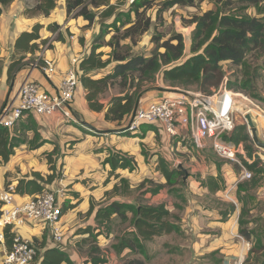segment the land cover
I'll return each mask as SVG.
<instances>
[{
  "label": "trees",
  "instance_id": "1",
  "mask_svg": "<svg viewBox=\"0 0 264 264\" xmlns=\"http://www.w3.org/2000/svg\"><path fill=\"white\" fill-rule=\"evenodd\" d=\"M14 1L0 0V18L4 7ZM35 1H37V5L31 10L45 16H49L59 4V0ZM204 1L212 3L213 6L202 14L196 13L192 16L190 22L195 24L196 27L192 34V52L189 57L184 58L186 45L182 34H176L161 43L164 35L158 32L152 38L155 47L150 56L134 52V47L140 41L139 38L149 31L152 26L153 17L148 14V11L155 4L159 5L156 17L162 19L163 13L175 6H197L198 3ZM118 4H110V0H66L67 13L70 16L74 13L76 18L83 17L89 21V26L94 23L98 16L101 18L100 33L94 38L91 52L87 57L80 60L78 67L81 71L80 80L87 89L86 99L92 110H104V104L100 101L101 95L116 86L118 87V93L113 96L107 106V120L121 122L124 118L130 117L145 93L162 88L157 85L158 78L164 84L172 87L190 88L191 86H197V88L211 94L213 93L212 88H218L225 76L224 62L238 65L242 70L241 83L236 84L230 81L229 86L231 88L247 91L252 87L255 77L259 73V68H253L252 63L248 61V55L254 50L262 53V55L264 54V0H133L127 11L119 10ZM102 7L106 8L99 12ZM112 17L114 18L112 22H106L107 18ZM42 27V24L37 23L32 31H24L17 38L15 48L21 55L14 56L9 66L8 76L10 82L22 68L36 61L37 57L33 56L29 60H25L27 52L34 55L36 51L43 49L41 46L52 47L49 38L41 39L40 30ZM60 27L61 25L56 22L49 25V29L52 31H58ZM109 29H114L115 33L109 41L103 42L105 36L109 33ZM68 34H70L69 30ZM57 39L60 41L65 40L62 31L58 33ZM125 40H129L131 43L125 42L122 44V41ZM175 40L177 43H174ZM83 41L84 38H81L80 42ZM103 46H110L112 49L107 59L103 58L104 51H98ZM161 47L165 48L164 52L160 51ZM180 59H182V62L178 63L177 61ZM112 63H114V67L110 73L99 78L92 77V72L104 69ZM42 64H44V61L39 60V65ZM1 73L2 58L0 56ZM65 122H75V120L70 119L65 120ZM247 128L246 124L238 126L236 124L232 133L225 136L226 140L236 144H246L244 152L240 153V159L250 170L257 172L252 181L253 183L246 180L238 184V194L249 191L251 187L258 185L257 174L264 175V167L257 169L258 160L256 155H253L254 147L248 144L251 136ZM11 130L0 126V164L7 162L15 154L16 147L19 146V142L16 141V137L12 135ZM56 152L57 148L47 155L52 173L45 177L39 171H32L30 175L18 179L15 193L33 195L49 189L48 185L52 184L59 175L54 158ZM109 152L110 154L104 163L111 165L112 174H115L118 169L134 171L138 168V163L133 156L112 149ZM143 154L147 159L148 152L145 147H143ZM157 170L165 177L166 183L146 179L140 183L138 189L143 190V192L150 191L155 195L168 186L171 193L180 196L183 187L187 185L186 171L176 165L172 167L162 155L158 157ZM218 170L217 176L209 175L206 179L198 180L200 186L207 188L211 193L224 189L227 182L221 169L218 168ZM118 176L119 174H116V177ZM178 181L183 185L181 189L173 187ZM120 182L121 185L116 184L111 194L117 193L120 189H122V194L130 192L129 180L121 177ZM148 183H150V187ZM107 195H110V192ZM240 201L244 202L241 212L242 217L239 220L240 232L245 236H249L250 233L242 228V225L246 224L243 218L246 211L244 197ZM90 203L91 206L87 216H90L96 209V202L93 198H91ZM70 207L72 206L70 205ZM62 209L64 213V207ZM235 209L236 205H229V213ZM129 213H132V217H129ZM1 214L0 211V216ZM114 214H117L123 223L129 222V225L117 237L115 236L112 247L119 254L125 249H130L133 254H141L145 257L144 259H131L126 264H147L146 262L151 259L146 245L147 241L174 231L182 232V227L177 222L180 217L175 216L178 220H172L173 213L165 203L140 205L115 200L107 206H104L102 202L101 206L98 207L96 210L97 226H87L79 229L78 233H89V237L86 239H89V241L98 239L100 235L109 237L113 232ZM222 214L225 219L228 211ZM14 235L15 233L11 231V225L7 226L5 228V239L9 250L13 246ZM34 241L39 243L36 238ZM258 245L259 248H262L261 240H259ZM37 247L36 260L40 257V247ZM255 253V250L251 249L246 261H249L250 256ZM89 259L92 264H102L107 261L100 246L89 249ZM63 262L74 264L65 249L54 247L45 251L41 264H62Z\"/></svg>",
  "mask_w": 264,
  "mask_h": 264
},
{
  "label": "crops",
  "instance_id": "2",
  "mask_svg": "<svg viewBox=\"0 0 264 264\" xmlns=\"http://www.w3.org/2000/svg\"><path fill=\"white\" fill-rule=\"evenodd\" d=\"M132 1L127 0V4L123 6L124 1L122 0H110V4L116 5L119 3L118 9L127 11ZM65 6L66 2L60 0L54 12L49 16L43 14H26V5L19 0H15L10 5L4 7L3 14L0 18V56L2 58L0 111L8 100L13 99L17 95L19 87L24 81L35 80L42 83L46 89L54 90L59 85L64 73L70 68L73 60L78 59L80 61L91 52L94 38L100 33L102 22L100 21V16L88 27L89 21L83 17L73 18L71 16L68 18L67 12L64 10ZM212 6V3H208L206 8L211 9ZM105 8L102 7L99 12H102ZM113 19V17L107 18L106 22L110 23ZM55 22L61 25L58 31L49 29V25ZM37 23L43 25L40 30L41 39L49 38V43L52 44V47L48 48L46 46L36 51L34 55L27 52L25 60H29L33 56L41 58V60L48 59L54 61L56 69L52 76L53 81L47 79L42 67H32L33 63H29L10 82L8 76L9 66L14 56L18 57L21 55L20 52L16 51V40L24 31H32ZM68 30L70 34H68ZM60 31L65 36V40L63 41L57 39ZM81 38H84L83 42H80ZM104 53L106 52L104 51ZM109 53L107 54L108 57ZM224 64L231 63L227 62ZM113 67L114 63L104 69L92 72L91 75L93 78L102 77L110 73ZM113 89L101 95L100 101L104 104V110L95 111L90 108L89 102L86 99L87 89L80 80L74 102V113L78 117L79 122L67 123L57 117L47 118L30 114L21 119L14 129L11 130L12 135L19 142V146L16 147L15 154L7 162L0 164V195L8 184L11 183L16 186L18 179L30 175L32 171H39L45 177L51 174L52 170H50L47 155L52 153L56 148L57 152L54 158L57 171L62 172L60 178L57 176L54 182L49 184L48 187L53 188L54 186H58L59 188L57 190H62L64 194L62 198L63 203H65L64 214L60 221L64 232V243H56L52 233L49 229L44 228L43 225L11 227V231L15 234L17 233L24 238H36L39 240V243L36 244L40 247V257L31 264H41L45 251L54 247L65 249L74 264H92L89 259V251L83 250L88 245H91L89 239L86 240L89 237V233H78V230L90 225L97 226L96 210L101 206L102 202L104 206L109 205L115 200L139 203V200L143 198L149 201L147 202L148 204H154L157 198H159L162 199L161 203H165L172 211L170 204L164 201L166 198L165 188L155 195L150 191L143 192V190L139 191V194L138 192L134 193L135 195L131 192L135 188L138 189L140 183L146 179L155 180V174L159 173L157 170L159 155L165 157L172 167L175 165L178 166V161H176L177 163L172 162L175 159L173 153L176 156V152L192 147L193 145L189 142L190 138L188 135L170 137L157 124H143L135 131H124L123 129L129 117L124 118L121 122L106 119L107 106L113 96L118 93V91L112 92ZM162 94V88L160 90L154 89L148 91L142 96L139 104H146L156 100ZM257 120L259 121L260 118ZM143 147L148 152L147 159L143 154ZM110 149L122 151L133 156L138 163V168L134 171L118 169L115 171V174H112L111 165L104 163L110 154ZM116 174H119V176L116 177ZM121 177L129 180L130 192L122 194V189H120L117 193L111 194L116 184L121 185ZM204 178L202 177V179ZM161 180L160 183H166L165 178ZM148 186L150 187L151 185ZM199 189L203 193L209 191L203 186H200ZM108 192H110V195H107ZM35 195L37 194L14 193L13 201L10 204H5L0 196V211L19 205ZM91 198L96 202V209L90 216H87V212L91 206ZM201 210L204 214V219L201 220L203 221L204 227H202L203 225L200 226L198 237L193 241L194 246L191 247L189 245L187 247L193 248L194 254L196 252V255L202 254L201 252L203 251L205 253L220 252L223 254H229L232 250L236 252L238 247L233 245L235 243L234 237L237 236L236 223L234 222L232 224L231 232H228L227 229L225 230L227 220L224 219V216L220 212L217 211L215 213L214 210L206 207H202ZM72 216L74 222L69 227L67 222H70ZM129 217H132V213H129ZM120 219L117 214H114L113 221H119ZM66 226L68 227L66 228ZM5 228L6 226L0 224V233L4 232L5 234ZM98 238L100 239V246L104 244V241L115 242V234L113 232L109 237L100 235ZM149 242H146L148 253ZM243 248L238 250L239 256ZM175 249L177 248L175 247ZM8 251L9 248L6 244V239L0 240V264H6L4 260L5 254ZM82 251L87 257L84 256ZM249 251L247 250L245 255ZM103 253L108 260L109 253L107 251L105 252L104 249ZM128 253L130 254L132 251L125 249L120 254L116 251V254L110 253V256L118 255L123 258ZM62 264L67 263L63 262ZM102 264H107V261Z\"/></svg>",
  "mask_w": 264,
  "mask_h": 264
},
{
  "label": "rangeland",
  "instance_id": "3",
  "mask_svg": "<svg viewBox=\"0 0 264 264\" xmlns=\"http://www.w3.org/2000/svg\"><path fill=\"white\" fill-rule=\"evenodd\" d=\"M22 1L26 5V14L28 15H38L39 13L33 12V9L37 5V1L34 0H19ZM34 1V2H33ZM124 1L123 6L127 4V0ZM60 2V0H59ZM66 2V0H64ZM122 4V3H121ZM120 4V5H121ZM207 1L198 3L197 6H183V7H173L163 13L162 19H157L156 13L158 11L159 5L155 4L152 9L148 11V14L153 17L152 26L144 33V35L139 38L140 41L137 46L134 47L135 53H144L147 56L152 54V51L155 47V43L152 42V38L156 33H162L164 35L161 43L165 40L173 37L176 34H182L184 41H185V53L184 58L189 57L192 52V34L193 30L195 29L196 25L191 23L192 16L194 14H202L207 8ZM66 6H65V9ZM54 12V11H52ZM68 18L71 16L74 17V13L68 14ZM112 22V21H111ZM91 26V25H90ZM88 25V27H90ZM109 33L105 36V40L103 42L109 41L112 35L115 33L114 29H109ZM21 35V34H20ZM125 42L131 43L129 40L122 41V44ZM174 43H177L175 40ZM93 45V44H92ZM42 46V48H45ZM98 51H105L106 55L103 56L104 59L108 58V52L112 51L110 46H103V48ZM161 52L165 51L164 47L160 48ZM248 61L252 63L253 68L258 67L259 73L256 75L252 87L247 90L243 91L253 102L257 103L258 106H249V109L252 110V116L254 117L255 124L258 128V135L260 139L264 141V54L254 50L248 55ZM80 62V61H79ZM178 63L182 62V59L177 61ZM176 62V63H177ZM227 63V62H224ZM225 75L228 74L229 78L233 83L239 84L242 81V70L241 67L235 64H224ZM253 70V69H252ZM106 72V71H105ZM157 85L162 87L163 91L168 93H176L180 92L177 90L179 87H172L169 85L164 84L160 78H158ZM212 88V87H211ZM180 90H192L195 92H201L204 94L212 95L217 88L213 87V93L209 94L204 92L202 89L197 88V86H191L190 88H179ZM114 90V91H113ZM112 92H117L119 89L116 86ZM240 91V90H239ZM75 102V101H74ZM246 104V103H244ZM248 109V108H247ZM261 113V115L256 116L255 111ZM244 110L245 107H244ZM73 111H74V103H73ZM245 114L243 112H236L235 117L237 120V126L240 124H246ZM263 116V117H261ZM77 118V119H76ZM260 118L258 121L257 119ZM75 122H79L78 117L75 115ZM248 127V125H247ZM248 132L249 127L247 128ZM250 133V132H249ZM160 135V134H159ZM251 136V134H250ZM189 142L193 145L192 147H188V149H183L182 151L176 152V156L173 153L174 160L173 163L178 161V167L182 166V168L186 171L185 178L187 185L183 187L182 194L178 196L176 193H171L169 191V187L165 188L166 198L164 199L165 202L169 203L172 208L173 217L172 220L177 221L178 218L175 216H179V222L183 229L182 232H172L168 234H163L161 236H156L153 240L149 242V255L151 259L148 260L147 264H262L264 262V175L259 173L257 174L258 185L255 187H251L249 191L242 192L238 194V184H236V176L239 175L241 171V167L239 164L235 162H228L217 155V153L212 149L211 146L206 147H198L191 139ZM248 144L254 147L253 155H256L258 166L257 169L260 167H264V149L259 148L254 143L252 137ZM244 147L246 144L243 145ZM150 153V152H149ZM242 160V159H241ZM177 163V162H176ZM218 165H220L218 167ZM174 167V166H173ZM219 169H221L222 174L227 182L228 188L231 186H235L232 189V196L236 202L232 201L230 198L227 197L226 190L227 186L224 189L218 190L217 192H200V183L198 180H201L202 177L205 179L209 175L217 176L219 173ZM253 174L252 178L248 180L249 182L253 183V179L256 177V171L250 170ZM58 178L62 175V172L59 171ZM155 182H161L163 178H165L161 172L155 174ZM150 185V183H148ZM181 182H177L174 184L175 189L182 188ZM202 187V186H201ZM58 186H54L50 188V190H57ZM141 191L140 189L135 188L134 193ZM132 196V195H129ZM244 197V201L246 203V211L244 215V221L246 224L242 225V228L246 229L250 234L249 236H245L240 232V224L239 220L242 212V206L244 202L240 201ZM147 200L141 198L138 204H148ZM162 199L157 198L154 204H160ZM234 204L236 205V209L229 213V205ZM65 203L63 204V207ZM202 207L211 208L214 210L215 213L220 212H227V219L226 221V228L227 231L231 232V226L235 222L236 223V234L237 236L234 237V244L238 247V250L245 247L247 250H255V254L251 255L249 261H246L249 257V253L244 256V259H240L241 255L239 256L238 250L234 252H229V254H223L220 252H212L208 253L205 251L201 252L202 254H194L193 248H188L187 246H194L193 241L198 237V230L200 226L203 225V212L201 210ZM223 215V214H222ZM224 216V215H223ZM1 217V216H0ZM203 217V218H202ZM73 216L70 218V222H67V225L70 227L73 224L74 220H72ZM121 220V219H120ZM113 221V233L117 237L122 230H124L129 222L123 223L122 221ZM31 225V224H29ZM9 226V225H7ZM6 226V227H7ZM66 226V228L68 227ZM224 226V227H225ZM14 227V226H11ZM204 227V225L202 226ZM34 240V239H33ZM259 240L262 242V248H259ZM91 245H88L87 248L83 249L84 251H89L92 247L100 246V239H92ZM93 242V243H92ZM244 242V243H243ZM248 242V243H247ZM101 244V249L107 251L109 253L107 264H126L131 259L141 258L144 259V255L141 254H133L128 253L123 258L116 256H110V253L116 254V250L112 247L113 243L103 242ZM198 245V243H196ZM175 247L177 249H175ZM246 250V251H247ZM83 252V251H82ZM198 252V251H197ZM84 256L87 255L83 252Z\"/></svg>",
  "mask_w": 264,
  "mask_h": 264
},
{
  "label": "built area",
  "instance_id": "4",
  "mask_svg": "<svg viewBox=\"0 0 264 264\" xmlns=\"http://www.w3.org/2000/svg\"><path fill=\"white\" fill-rule=\"evenodd\" d=\"M39 60L32 67H42L47 79L53 81L55 73L54 61L45 59L44 64L39 65ZM79 60L74 59L70 68L64 73L59 85L54 90H48L44 85L35 80H26L19 87L17 95L8 100L0 111V126L13 129L16 124L30 114L39 117H57L62 121L73 119L76 121L73 111V103L76 99L80 85L81 71L78 67ZM231 79L226 74L219 87L212 95L195 92L192 90H177L180 92L168 93L163 91L161 97L146 104H139L132 114L124 131H135L142 124H157L168 136H186L198 146H211L222 159L235 162L240 165L241 171L236 176V184L250 180L253 176L250 169L240 159V153L244 152L242 143L236 144L226 140L235 129L237 120L235 113L239 112L235 107L246 102L243 114L251 112L249 106H258L242 91L229 86ZM242 102V103H241ZM232 108H228V105ZM253 108V106H251ZM248 108V109H247ZM252 114V113H251ZM15 186L9 184L1 193V200L5 204L13 201ZM231 186L226 190L227 197L236 202L232 196ZM62 190L45 189L40 194L29 200L3 209L0 224L14 227L24 225H43L49 229L56 243H64V232L60 225L63 216ZM5 239L4 232L0 233V240ZM38 255V247L33 239L24 238L19 234L14 235L12 248L5 254L6 264H31ZM242 264V263H241Z\"/></svg>",
  "mask_w": 264,
  "mask_h": 264
},
{
  "label": "water",
  "instance_id": "5",
  "mask_svg": "<svg viewBox=\"0 0 264 264\" xmlns=\"http://www.w3.org/2000/svg\"><path fill=\"white\" fill-rule=\"evenodd\" d=\"M135 111H134V113H135ZM244 116H245L247 125H248L249 130H250L249 132L251 134V137H252L254 143L256 144L257 147L264 149V141L262 139H260V137L258 135V128L255 124L254 117L252 116V114L250 112L245 113ZM118 131H120V130H118ZM180 167H182V166H180Z\"/></svg>",
  "mask_w": 264,
  "mask_h": 264
},
{
  "label": "bare ground",
  "instance_id": "6",
  "mask_svg": "<svg viewBox=\"0 0 264 264\" xmlns=\"http://www.w3.org/2000/svg\"><path fill=\"white\" fill-rule=\"evenodd\" d=\"M241 103H242V102H241ZM244 103H246V102H243L242 104L237 105L235 108H236L238 111H240V112H244V110L242 109V107L246 105V104H244ZM228 108H232V105L230 106V103H229V105H228ZM251 111H252V110H251ZM253 111H255V109H254ZM249 112H250V111H249ZM254 115L259 116V115H261V113H259L258 111H255V114H254ZM246 246H247V244L245 245V247H244L243 250H242L241 258H240L241 260L244 258V255H245V253H246V250H247Z\"/></svg>",
  "mask_w": 264,
  "mask_h": 264
}]
</instances>
